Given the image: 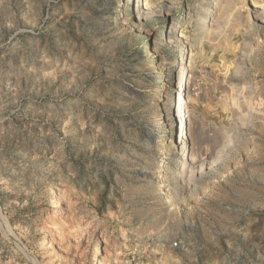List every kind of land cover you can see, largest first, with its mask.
<instances>
[{
  "label": "rangeland",
  "instance_id": "rangeland-1",
  "mask_svg": "<svg viewBox=\"0 0 264 264\" xmlns=\"http://www.w3.org/2000/svg\"><path fill=\"white\" fill-rule=\"evenodd\" d=\"M0 264H264V0H0Z\"/></svg>",
  "mask_w": 264,
  "mask_h": 264
},
{
  "label": "bare ground",
  "instance_id": "bare-ground-1",
  "mask_svg": "<svg viewBox=\"0 0 264 264\" xmlns=\"http://www.w3.org/2000/svg\"><path fill=\"white\" fill-rule=\"evenodd\" d=\"M175 88H176L177 91H180V89L182 88V84H181V82H178V83L175 85ZM179 114H180V113H179ZM177 118H178V117H177ZM178 122H179V123H183V117H182V116L179 117ZM163 151H164V150H163ZM160 154H161V153H160ZM161 172H162V171L160 170L159 173H158V176L161 175ZM51 206H53V207L55 206L54 201L51 203Z\"/></svg>",
  "mask_w": 264,
  "mask_h": 264
}]
</instances>
